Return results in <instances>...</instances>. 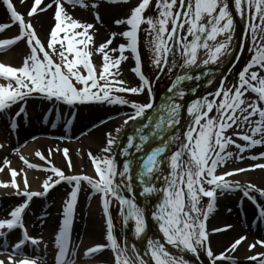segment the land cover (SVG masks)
Returning <instances> with one entry per match:
<instances>
[{
  "label": "snow or ice",
  "instance_id": "6c2138e0",
  "mask_svg": "<svg viewBox=\"0 0 264 264\" xmlns=\"http://www.w3.org/2000/svg\"><path fill=\"white\" fill-rule=\"evenodd\" d=\"M23 2L24 0H21V3ZM67 2L87 7L84 0H67ZM109 2L119 3L127 0H109ZM3 4L10 13L12 23H0V32L10 28L12 24H18L19 33L10 38L0 39V49L24 40L29 53L23 57V62L18 67L0 62V78L8 81L7 84L0 83V112L8 110L20 101L26 102L29 96L37 94L48 100L55 99L69 105L107 101L130 105L133 112L127 116L124 124L133 121L134 132L127 137L126 145L120 150L119 154L125 157L122 167H118L115 155L101 157L88 153L98 179L83 174L66 175L60 167L52 164L51 149L48 156L39 150L35 152V155L45 161L48 167L31 163L20 154L19 159L27 168H43L53 174L43 180L42 190H30L25 169L17 170L11 167V161L4 157L0 171L4 170V166H8L11 179L0 181V187L11 188L14 192L9 195L14 194L25 199L11 209L9 218H0V237L7 236L5 229L10 231L18 227L22 230L21 238L12 246V253L6 260L0 259V264H39L36 259L23 252V246L27 242L37 245L41 239L29 235L23 214L34 197L46 196L61 181L69 184L75 182V184L68 194L69 198L64 202L63 218L55 235L54 243L57 249L55 264H73L70 257L75 256V250L70 251V235L81 181H86L93 193L101 194L103 213L106 217L107 243H98L87 248L85 256L110 248L114 256L113 264H148L134 244L130 254L127 244L122 246L118 243L109 211L111 201L113 199L118 201L124 224L127 225L130 220L134 224L133 235L141 238L145 233V208L137 203L135 197L124 195L125 190L129 193L133 192L134 169L142 197L148 199L156 193L163 194L151 212L152 218L163 234V241L182 252L192 253L197 259L200 251L203 250L210 264H217L221 259L234 261L235 257L227 253L235 251L241 242L246 240V236H239L225 251L214 253L206 221L216 207L217 193L222 194L236 188H243V195L256 204L258 216L264 221V205L257 203L256 197L250 195V192L257 191L261 197H264V189H259L251 183L242 186L237 181L225 179L227 176L248 169L236 168L217 174L218 167L223 166L225 161L233 156L231 151H227L229 145H234L239 150L235 158L240 160L244 159L241 154L247 149L264 145V74H262L264 73V0H155L156 16L145 15L151 7L152 0H139L130 9L127 17L114 21L117 25L129 26L127 30L119 33L127 39V43L111 48L110 45L117 36V33L112 32L106 41L95 48L103 61L98 71L92 62L93 53L89 47L94 40L89 30H92L94 25L72 18L65 10L62 0H52V4H44L43 0H33L27 11L28 19L25 18V14L17 10L13 0H3ZM53 4L55 22L50 28L45 45L30 18L51 8ZM91 6L97 8L99 5L94 2ZM234 13L244 21L245 34L252 41L249 46L251 58L238 73L237 82L228 87L225 77L219 81V87L215 92L191 101L187 106L191 121L182 133L177 127L181 119L182 106L172 96L168 97L167 104L162 105L154 114H149V110L154 108V81L145 75L142 67L138 48L142 25H148L147 43L152 52V64L160 69V72L168 67L169 56L174 52H178L183 60L180 67L190 69L198 64L205 66L218 64L222 58L234 54L233 39L236 30ZM94 15L95 19L100 21L99 13L96 12ZM239 47L243 50L244 43L241 42ZM126 49L130 50L135 61L131 71L138 77L137 86H127L125 81L117 79L119 65L127 59L124 55ZM201 50L205 56L202 60ZM116 51H119V56L110 55L111 52ZM240 54L235 53L237 61ZM54 55H58L59 61L53 58ZM168 70L170 72L172 69L169 67ZM159 74L158 72L157 77ZM200 75L197 74L195 77L189 73L177 75L168 91L173 96L183 97L184 91L182 89L177 91L181 82L193 78L199 80ZM208 83L211 84L212 81L209 80ZM114 90L131 94H142L147 91L149 99L146 103L129 101L124 96L113 95ZM248 92L255 94V98L250 102L246 97ZM23 112L24 108L21 107L16 115L19 116ZM141 118H144L145 122L137 124L136 122L141 121ZM245 125L248 126V131H237L233 135L246 143H237L232 135H227L234 126L241 129ZM10 127L13 130L17 128L15 118L11 120ZM122 127L123 125L118 127L116 132L119 133ZM172 129L175 131L172 132ZM166 133L170 134L166 135ZM137 137L139 142H136ZM155 141L158 142L148 147ZM177 143L176 150L168 154L170 146ZM115 144H117L116 137L108 133L102 151L112 153ZM3 147L4 145L0 144V148ZM132 148L137 153L143 152V155L135 156L129 151ZM13 151L19 154V149ZM63 153L67 166L71 169L69 150L65 148ZM259 157L264 158V152L259 153ZM250 158L255 160L258 157L253 155ZM164 164L168 167L166 175ZM255 168L264 169V163L249 166V169ZM18 177H22V187ZM161 179L164 182L163 187H157V182ZM203 197L208 198V203L201 207ZM229 228L231 225H224L213 228L211 232H221ZM257 244L264 246V240H257L248 247L251 250ZM147 253L154 264H190L183 255L176 256L171 253L160 239L147 241ZM17 256L22 258L16 259ZM248 259L264 264V252Z\"/></svg>",
  "mask_w": 264,
  "mask_h": 264
},
{
  "label": "bare ground",
  "instance_id": "6f19581e",
  "mask_svg": "<svg viewBox=\"0 0 264 264\" xmlns=\"http://www.w3.org/2000/svg\"><path fill=\"white\" fill-rule=\"evenodd\" d=\"M30 1V3H29ZM65 0H62L65 10L68 12L67 7L64 3ZM67 1V0H66ZM44 4H52V0H43ZM97 3L99 6L97 7V12L101 18V26L106 28V25L109 23L107 21H114L118 19V17H124L120 14H124V10L126 8L130 9L133 6H129L127 3H110L109 0H86V3L91 6L92 3ZM135 5L134 2L130 1ZM13 3L18 11L25 14V18L27 17V11L31 7L32 0H24L21 3V0H13ZM81 6V5H80ZM92 7V6H91ZM231 8V4H230ZM234 12V9H232ZM54 12L55 5L51 8L46 9L43 12L35 14L31 17V21L33 23L36 32L41 39V41L46 45L47 40L50 34V28L54 24ZM87 9L83 10V8H79V13H73L78 18L82 16L84 13H88ZM8 11L5 9L2 0H0V19L7 16ZM234 18L236 23L241 24V18L234 13ZM112 19V20H111ZM9 19L7 22H10ZM112 32H115L116 25H113ZM128 28L126 25L122 28L121 33ZM19 33L18 28H10L5 29L0 32V37L10 38ZM62 36V34H60ZM118 39L117 36L114 40ZM113 40V41H114ZM116 40L110 47L117 48L119 44ZM238 42V27L236 25L235 35L233 39V49L237 45ZM57 47H59L57 45ZM29 53L28 47L26 43H22L21 41L17 42L13 46H9L8 48L0 49V62H3L10 66H20L23 62V57ZM115 56H119V51L114 52ZM125 54V52H124ZM204 52L200 53V59H204ZM231 60V56H226L221 59L220 63L215 64L214 67H211L210 70L205 74L201 85L192 91L193 84L195 79L189 81L188 83L182 84L177 88V91L183 90V97L173 96L171 93L169 95L172 96L176 102L180 103L183 106L184 100L187 95L191 96L192 101L201 97L208 96L209 94L215 92V90L219 87V81L222 79L226 68L228 67ZM97 71L99 70L100 64L95 63ZM208 66V65H207ZM206 66L202 64H198L197 66H193L189 68H181V73H189V74H198L201 70H203ZM203 73V72H201ZM211 80L212 83L209 84L208 81ZM0 83L7 84L8 81L0 78ZM14 83V82H13ZM168 99L162 104H167ZM162 105L156 106L154 111L151 114H154L157 109H160ZM24 108V112L19 116L16 115L19 112L20 108ZM102 106H65L62 105L55 100L49 101L41 98H27L26 102L20 101L13 106H11L8 110L4 112H0V144H3L4 147L0 148V164L3 162V158L7 157L11 161V167L19 170L20 168H24L30 184V190H42V182L43 180L49 176L53 175L50 171H45L43 168L40 169H29L23 162L19 159V155H24L31 163H35L38 165H43L44 167H48L45 161H42L39 157L35 155L37 150L41 151L45 156H48L49 150H52V155L50 160L52 164L57 167H60L66 175H88L98 179L94 166L89 158L88 153L91 152L96 156H105V155H114L115 150L120 147V142L122 141V136L128 132V135H131L134 132V122L128 121L125 125L124 121L126 116H117L114 120H105L104 122L99 121L100 119H96L93 115L103 112L104 110H108ZM182 109V108H181ZM56 110L61 114L60 116L56 115ZM76 113L67 119V122H72L71 130H66L64 127V121L66 119L63 118L64 113H69L73 111ZM54 111V112H51ZM94 112V113H93ZM15 118L17 123V128L15 130L11 129L10 122ZM191 121V117L188 116L187 121L184 125L178 127L180 133H182L189 125ZM140 122H145L144 118L141 121L136 122L139 124ZM7 123V124H5ZM63 123V126L61 125ZM89 123L91 124L89 126ZM123 125L120 132L117 133L116 129ZM179 126V125H178ZM1 128H5L1 130ZM85 133L81 137H70L72 135H76L79 131H84ZM172 132L175 129L171 130ZM33 135L32 138H26L27 134ZM111 133L117 139V144L113 145L112 153H104L102 149L106 145L107 134ZM170 133H166L168 135ZM251 134V133H249ZM14 137V141H9L8 137ZM69 137L71 139H69ZM17 138V139H16ZM26 138V139H22ZM259 138V137H257ZM22 139V143L19 145V154L10 150L13 148L14 144L16 145L18 141ZM183 139V137H181ZM138 141V137L136 139ZM246 143L245 141L242 143ZM155 142L148 147L154 146ZM126 145V144H125ZM124 145V146H125ZM123 146V147H124ZM178 147L177 144H173L169 148V153L175 150ZM67 148L69 150V157L72 162V168L69 169L67 166V161L65 159L63 149ZM121 150V149H120ZM135 153L136 150L134 148L130 149ZM147 151V148L145 149ZM238 149L233 152V156L225 161L223 166L218 167L217 174L229 172L232 169L236 168H245L248 169L244 172L234 173L231 176L225 177V179L231 181H237L240 185L245 186L249 183L254 184L259 189H264V169L255 168L249 169L250 165L253 164H261L264 163V159L261 160L259 157V153L264 152V145L254 146L251 149H247L241 155L244 156V159H236V154L238 153ZM120 153V152H119ZM138 154V153H137ZM137 154L135 156H137ZM143 155V154H141ZM139 155V156H141ZM256 155L258 158L253 161L250 157ZM245 163H244V162ZM123 163V161H122ZM121 163V167H122ZM8 166H4V170L0 171V181H9L11 179V175L7 170ZM164 174H167L168 167L167 164L163 165ZM55 178V177H54ZM119 179V178H117ZM18 182L23 186L22 177H18ZM163 180L158 181L157 187H163ZM69 184L66 181H61L60 184L56 185L53 189L49 191V193L44 197H34L25 210L23 214V221L25 227L29 233V235L37 238H41L40 242L37 245H32L31 242H27L23 246L24 254L30 256L33 259H36L39 264H52L48 258L45 259L46 255L53 254L55 255L57 249L54 243L55 235L58 231L60 221L63 218V208L64 202L68 199V194L70 193L73 185ZM133 184V192L129 193L126 190L124 191V195L129 197H135L137 203H139L138 197L141 196V188L138 180H135L134 177L132 179ZM233 191V190H232ZM243 188H236L234 192H238L239 195H242ZM14 192L11 188H3L0 187V218H9V213L13 207L18 205L25 199L24 197L9 195V193ZM219 193V192H218ZM251 196H255L256 200H259L261 197L259 192L252 191L250 192ZM162 193H156L152 197L146 199L147 209H148V219L146 220V230L145 233L142 234L140 238V242L143 246V250L145 252V257L148 259V264H154L151 260L150 255L147 253V241L149 239H160L161 242L165 243L166 248L176 256L183 255L185 259L190 261V264H199L194 258H196L192 253L182 252L179 249L173 248L171 245H168L165 241H163V234L159 230V226L157 222L152 218L151 212L154 210V206L159 203V200L162 198ZM245 197V196H244ZM236 205L226 211L225 213L218 216L214 221L218 220H227L228 222H222L220 226L231 224V228L220 232L215 233L213 238L215 240V248H224L227 249L231 245L232 242L237 238L234 236L237 232L240 235L243 234L245 230V234H247V239L243 241L235 251L227 253L232 257H235V264L239 261H243L245 263L258 264V261L249 262L248 257L264 252V246L256 245V248L249 249L248 245L255 242L256 239L251 236V232L256 237L263 236L264 237V221L253 220L254 218L251 215L252 207L248 202L242 204L241 202H236ZM255 221V223H253ZM85 225V226H82ZM106 229V217L103 213V207L101 203V194L93 193L90 185L86 181H81L80 191L78 192L77 203L75 206L74 212V220L73 226L71 230V242H70V251L72 249L75 250L74 264H106L104 262L105 258L110 260V257L105 255L103 256L104 251L93 254L91 256H85V251L87 248L98 244V239L101 237L99 235L100 230ZM19 228H15L13 230H6L7 236L0 237V259H7L8 255L12 253V246L18 242L21 238H17V240L13 243L11 239L13 237H17ZM134 224L130 220L127 224V229L125 233L127 247L129 249V253H131L132 245L136 246L137 238L133 235ZM106 236V235H105ZM104 237V236H103ZM102 237V238H103ZM102 243V242H100ZM5 244L7 247H5ZM137 249V248H136ZM194 256V258H193ZM144 257V256H143ZM21 256H17L16 259H21ZM197 259V258H196ZM199 260V259H198ZM233 261V260H232ZM110 263V262H109Z\"/></svg>",
  "mask_w": 264,
  "mask_h": 264
},
{
  "label": "rangeland",
  "instance_id": "374dc122",
  "mask_svg": "<svg viewBox=\"0 0 264 264\" xmlns=\"http://www.w3.org/2000/svg\"><path fill=\"white\" fill-rule=\"evenodd\" d=\"M130 1L134 2L135 5L139 2V0H127V2H119V3H122V4L123 3L124 4L127 3L128 7L129 6H133L134 7L135 5L132 4ZM29 3H30V1H29ZM64 3L66 5V7H67L68 13L71 15L72 18L77 19V20H79L81 22L92 23L94 25V28L92 30H89L90 34H92L93 37H94L93 43L89 46L91 51H92V53H93L91 59H92V62L94 64L98 63V64L101 65L103 63L102 56L95 51V48L98 47L101 43H103L104 41H106L109 38V35H110V33H112V29L114 28L112 26L113 21H107L109 23L106 25V28L102 27L101 26V18H100V21H97L95 19V15L94 14L97 12V8H93V7L89 6L86 3V0H84V3L87 5V7L80 6V4L68 3L66 0L64 1ZM154 4H155V0H152L151 7L153 6V8H152L153 11L150 10V12H149V10H147L145 15L148 14L147 12H149L148 15H151V16H156L157 15V10L154 11V9H156ZM79 8H83V10L87 9L89 12L88 13H84V14H82V16H79L77 18L75 16V14H73V13H77V15H78ZM129 14H130L129 9L126 8L124 10V14H120L121 16H124V17H120L119 16L118 19L125 18ZM7 17L9 18V13L4 18L0 19V23L4 22ZM113 25H116L115 33H117V38H118V39H116L118 41L117 43H127V39L125 37L119 35V33H121L120 30H122V28H124L125 25H126L127 28L129 26L127 24L117 25L115 23ZM16 28H17V26H16ZM147 28H148L147 24H143L142 25V30L140 31V34H139V41L142 44L143 48H140L139 50L143 49L145 51L144 55H145V58H146V62L149 61L148 63L150 64V68H148V71L146 73H147V76L149 77V79L154 81V83H153V90H154L153 104H154L156 99H157L158 93L161 92V90H163V88L167 85V83L169 81L168 79L170 78L171 74L168 71V68L170 66L166 67L163 72H160V69L158 70V68L155 65L152 64V52L150 51V49L148 47V43H147L148 38H149V33H148V31H146ZM61 34L63 35V33H61ZM1 38L2 37H0V39ZM249 38L250 37L246 38V42H245V45H244L245 47H244L243 53L240 56V58H241L240 59V63L238 65H235L231 69V71L226 75V86H228V87H231L232 85H234L237 82L238 76H236V75H237V72L239 71L240 64L242 62H243V64H246L249 61V59L251 58V56H250L251 53L249 52V46L252 44V41H251V39L249 40ZM116 40H114L112 42V44ZM21 42L22 43H26L24 40H22ZM28 51H29V49H28ZM49 51L51 52V50H49ZM58 51H59V47H57V52ZM201 51H203V50H201ZM178 54H179L178 52H174V53H171L170 56H169V65L172 64L173 60L174 61L176 60L175 61L176 62V67L175 68L178 67L180 61L182 60V58L180 57V55L178 56ZM110 55L113 56V57H116L114 52H111ZM124 55L127 56V59L122 61L121 64L119 65V69H118L119 70V76L117 77V79H121V80L125 81L127 86H137L138 83H139L138 77L135 75L134 72L131 71V69L135 66V61L133 59V55L130 52V50H127V49L125 50V54ZM0 56H1V54H0ZM177 56H178V58H177ZM53 58L55 60L59 61L58 55H54ZM100 65H98V66L100 67ZM142 67H143V71H144V61H142ZM172 67L174 68V66H172ZM81 70L83 72V69H81ZM253 70H255V69H253ZM158 72L160 73L159 77H157V73ZM84 74H86V72H84ZM262 74H264V73H262ZM99 82L103 83V81H99ZM112 94L113 95L124 96L129 101H133L134 100V101H137L139 103H146V102H148V99H149L147 91H145L142 94H131V93L115 92V90H114ZM246 97H247V99L250 102L252 99L255 98V94H253L251 92H248V93H246ZM28 98H41V99H44V100H48L47 98H45L44 96L39 95V94L33 95V96H29ZM217 99H219V98H217ZM53 100H55V99H53ZM70 106H102V107L107 108V109L109 108L106 111L104 110L103 112H99V113L93 115V117L96 118V119H100V118H103V117L104 118L108 117V118H106L107 120H114V118L116 116H119V115L126 116V118H127V116L131 115L132 112H133V109L130 107V105H121L119 103H108L107 101H90V102H86V103H82V104L81 103H77L76 105H70ZM90 125L91 124L89 123V126ZM237 131H248V126L245 125L241 129H237L234 126L232 129H230L227 132V135H232L233 139H235L237 141V143L242 144L244 141L239 139V138H236L235 135H233V133H235ZM84 133H85V130L84 131H79V132H77L76 136L81 137V136L84 135ZM29 135H30V133L27 134V136H29ZM128 136H129L128 132L123 135L120 147L115 150V158H116V160L118 159V154H119L120 149L126 144ZM175 150H173V151H175ZM235 150H236V147L234 145H229L228 148H227V151H231L232 153ZM157 184H158V182H157ZM243 198H244L243 197V192H242V195H239L238 192H229L227 194H223V193L222 194L221 193L217 194V196H216V207H215L214 211L210 214L208 220L206 221L207 229L210 232L211 247H212L214 253L218 254L220 252H223L225 247L224 248L220 247V248H217V249L214 247L215 246V240L213 238L214 233H212L211 230L213 228H216L215 226H220L222 224V222H228L225 219L220 220L219 222H218V220H216V221H214V220L218 216H220L221 214H223L226 211H229L231 208H233L236 205L235 201L238 202V203L241 202L242 204H244L245 202H248L245 198L244 199ZM256 201H257V203H259L261 205H264V201L263 200H256ZM207 203H208V198L207 197H203L201 199V207L206 206ZM252 204H253V213L254 214L255 213L258 214V209L256 207V204H254L253 202H252ZM109 211H110V214L112 216L113 222H114V224L116 225V228H117V233H118L117 234L118 235L117 241L121 245V242H120V239H119L120 238L119 237V232H120L121 214H120V206H119L118 201H116L114 199L111 201ZM82 226H85V225H82ZM238 234H239V232H237V234L234 236V238L236 236H238ZM99 235H102V231L101 230L99 232ZM98 241L101 242V238H99ZM50 257L51 256H49V258ZM199 257L202 260V262H204L206 264H210V261H209L208 257L206 256V254L204 253L203 250L200 251ZM248 261L249 262H254V261H252L250 259H248ZM233 263H234V261L225 260V259H221V260L217 261V264H233ZM238 264H247V263H245L243 261H239ZM248 264H251V263H248Z\"/></svg>",
  "mask_w": 264,
  "mask_h": 264
},
{
  "label": "water",
  "instance_id": "95a60500",
  "mask_svg": "<svg viewBox=\"0 0 264 264\" xmlns=\"http://www.w3.org/2000/svg\"><path fill=\"white\" fill-rule=\"evenodd\" d=\"M244 33H245L244 26H240V27H239V42H240V43L243 41ZM239 50H240V47L237 48L234 52H235V53H238ZM214 66H215V64L212 65L211 67H214ZM211 67H209V69H210ZM206 71H207V70H205L203 73H201V75H200L201 78H200V80L196 83V86H195V87H197V86L200 84L201 79H202V77L204 76V74L206 73ZM168 89H169V88H168ZM168 89H167V90L164 92V94L161 96V98L159 99V102H160L161 100H163V99L166 97V95L169 93ZM189 101H190V96L186 98V101H185V105H186V106H187V104L189 103ZM185 116H186V108H184V111H183L182 117H181V119H180V123L185 119ZM180 123H179V124H180ZM142 153H143V152H142ZM134 176H135V170H134ZM135 180H137L136 177H135ZM141 204H142L143 208H145V214L147 215L148 212H147V208H146L145 201H144L143 198H141ZM123 227H125L124 222H123Z\"/></svg>",
  "mask_w": 264,
  "mask_h": 264
}]
</instances>
